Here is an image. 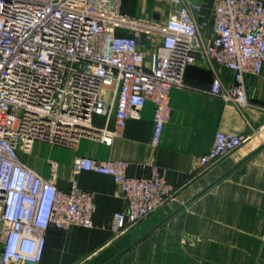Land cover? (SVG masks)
Returning <instances> with one entry per match:
<instances>
[{
    "label": "built area",
    "instance_id": "built-area-1",
    "mask_svg": "<svg viewBox=\"0 0 264 264\" xmlns=\"http://www.w3.org/2000/svg\"><path fill=\"white\" fill-rule=\"evenodd\" d=\"M165 20L135 19L121 11L122 0H0V264H37L49 227H91L96 194L67 189L26 166L19 153L35 141L72 146L82 135L110 142L146 101L153 103L150 144L159 143L170 117V90L183 86L186 68L203 59L233 72V84L214 77L212 96L246 103L244 76L264 66V0H217L213 36L204 41L193 12L200 6L171 0ZM157 42L145 59L139 33ZM139 39V40H138ZM103 87L110 97H102ZM114 115V128H96L93 114ZM245 136L217 131L198 158L201 172L237 149ZM126 160L76 156L82 171L109 175L125 209L112 214L118 235L158 209L176 192L163 168L127 174Z\"/></svg>",
    "mask_w": 264,
    "mask_h": 264
},
{
    "label": "crops",
    "instance_id": "crops-1",
    "mask_svg": "<svg viewBox=\"0 0 264 264\" xmlns=\"http://www.w3.org/2000/svg\"><path fill=\"white\" fill-rule=\"evenodd\" d=\"M199 5L193 15L201 38L213 36V9L217 0H186ZM176 9L171 0H122L121 11L135 19L165 20ZM154 46L140 40L146 60ZM233 84V72L198 59L185 71L183 86L170 90V117L159 143L150 144L153 103L146 101L137 117H129L110 142L89 135L66 146L35 141L21 161L50 178L48 161L57 163L56 185L67 189L76 178L79 187L95 192L91 227L67 230L49 227L37 264H264V66L258 75L244 76L246 103L212 96L214 77ZM102 97L110 91L103 87ZM92 125L114 128L95 113ZM217 131L245 136L234 151L198 172V158ZM76 156L126 160L127 174L147 175L153 165L163 168L176 192L158 209L122 233L110 230L112 214L125 209L109 175L82 171L75 176Z\"/></svg>",
    "mask_w": 264,
    "mask_h": 264
},
{
    "label": "rangeland",
    "instance_id": "rangeland-1",
    "mask_svg": "<svg viewBox=\"0 0 264 264\" xmlns=\"http://www.w3.org/2000/svg\"><path fill=\"white\" fill-rule=\"evenodd\" d=\"M139 39L140 40L144 39V42L149 43L150 45H152V44L154 45L157 42V40L155 38L152 40V38L147 37V34L145 32L139 33Z\"/></svg>",
    "mask_w": 264,
    "mask_h": 264
}]
</instances>
